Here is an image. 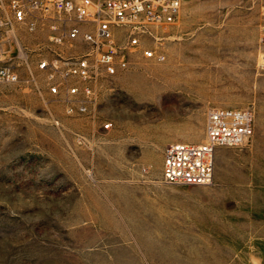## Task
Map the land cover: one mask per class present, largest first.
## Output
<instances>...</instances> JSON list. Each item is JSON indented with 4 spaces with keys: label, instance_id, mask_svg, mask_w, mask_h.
Wrapping results in <instances>:
<instances>
[{
    "label": "rangeland",
    "instance_id": "rangeland-1",
    "mask_svg": "<svg viewBox=\"0 0 264 264\" xmlns=\"http://www.w3.org/2000/svg\"><path fill=\"white\" fill-rule=\"evenodd\" d=\"M11 3L0 0V59L20 80L0 82V264H264V0H184L165 60L142 43L87 81L90 97L70 78V103L40 63L90 46L52 40L64 14L18 21ZM211 107L251 109L254 134L217 148L211 183H166V146L205 142Z\"/></svg>",
    "mask_w": 264,
    "mask_h": 264
},
{
    "label": "built area",
    "instance_id": "built-area-1",
    "mask_svg": "<svg viewBox=\"0 0 264 264\" xmlns=\"http://www.w3.org/2000/svg\"><path fill=\"white\" fill-rule=\"evenodd\" d=\"M16 20H27L33 9H54L64 14L52 23V40L63 44L68 40L81 38L90 46L81 57L61 66L59 60H44L40 68L51 69L49 78L56 74L60 82L51 84V92L59 93L66 88L67 101L70 95L78 94L80 86L70 84L77 77L85 84L84 95L92 96V88L87 81L97 77L101 71L116 72L127 66V54L142 43L152 42L155 46H145L143 54L159 61L166 54L159 47L170 37L171 31L181 20L184 0H10ZM0 19V28L4 26ZM30 29L36 24L31 22ZM126 31L127 39L120 43L118 31ZM264 39V25L262 26ZM10 65L0 59V82H18L20 76ZM87 101L81 100L78 110L87 109ZM71 112V108L68 109ZM110 123L105 125L109 128ZM254 134V113L248 108L211 107L206 120V141L192 143L175 141L169 143L163 155V179L169 184L204 185L212 182L215 168V152L218 147L241 145Z\"/></svg>",
    "mask_w": 264,
    "mask_h": 264
},
{
    "label": "bare ground",
    "instance_id": "bare-ground-1",
    "mask_svg": "<svg viewBox=\"0 0 264 264\" xmlns=\"http://www.w3.org/2000/svg\"><path fill=\"white\" fill-rule=\"evenodd\" d=\"M180 66L186 68L187 70H193L195 68V67L185 64L184 62ZM181 73L182 71L180 70L175 71L172 75H168L167 78L173 82H180L182 81V79L179 78Z\"/></svg>",
    "mask_w": 264,
    "mask_h": 264
}]
</instances>
